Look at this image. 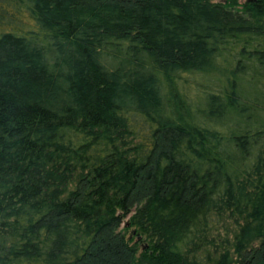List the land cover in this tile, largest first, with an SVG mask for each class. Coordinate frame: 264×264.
Wrapping results in <instances>:
<instances>
[{"label":"trees","instance_id":"obj_1","mask_svg":"<svg viewBox=\"0 0 264 264\" xmlns=\"http://www.w3.org/2000/svg\"><path fill=\"white\" fill-rule=\"evenodd\" d=\"M263 112L264 0H0V264H264Z\"/></svg>","mask_w":264,"mask_h":264},{"label":"rangeland","instance_id":"obj_2","mask_svg":"<svg viewBox=\"0 0 264 264\" xmlns=\"http://www.w3.org/2000/svg\"><path fill=\"white\" fill-rule=\"evenodd\" d=\"M243 1V0H239ZM180 87L188 93L190 97L197 96L198 93L206 91H216L219 88V81L216 75H207L206 77L195 76L193 74H183V76L178 79ZM264 115V112L262 113ZM129 220L124 218V223L121 229L124 231L126 238L130 241L131 245H136L138 253L148 248V240L138 234L134 227L130 225H125V222ZM124 226V227H123Z\"/></svg>","mask_w":264,"mask_h":264},{"label":"water","instance_id":"obj_3","mask_svg":"<svg viewBox=\"0 0 264 264\" xmlns=\"http://www.w3.org/2000/svg\"><path fill=\"white\" fill-rule=\"evenodd\" d=\"M128 224H129V222H128V221H126V222H125V225H128Z\"/></svg>","mask_w":264,"mask_h":264}]
</instances>
